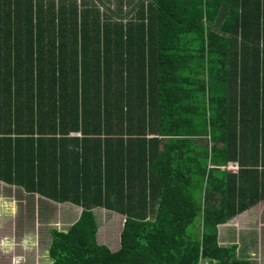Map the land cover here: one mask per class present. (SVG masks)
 <instances>
[{
	"label": "trees",
	"instance_id": "1",
	"mask_svg": "<svg viewBox=\"0 0 264 264\" xmlns=\"http://www.w3.org/2000/svg\"><path fill=\"white\" fill-rule=\"evenodd\" d=\"M0 181L82 207L50 264H251L217 226L264 198V0H0Z\"/></svg>",
	"mask_w": 264,
	"mask_h": 264
},
{
	"label": "crops",
	"instance_id": "2",
	"mask_svg": "<svg viewBox=\"0 0 264 264\" xmlns=\"http://www.w3.org/2000/svg\"><path fill=\"white\" fill-rule=\"evenodd\" d=\"M81 132L77 130H69L68 131V136L67 138L71 137H80ZM0 184L3 186H11L15 188H20L23 192L24 198H21L19 201H24L22 203H25L26 205V196L27 195H32L31 199L33 200L34 203V215L37 220V228H36V233H29V231H24L23 235L21 236L22 241L21 243L24 246V249H31L27 248V243L32 241L33 238L37 240V245H33L34 248H37L36 252V257H37V263L39 264H46L47 263V258H48V245L50 243V239H48L47 244L44 246L43 241H44V233L43 227L41 226L42 223H39V202H41L40 206H48L50 207V211H52V214L55 215V220L53 222H57L56 224L61 226L57 230H66L79 216L82 207L73 203L69 202H56L51 199H48L46 197L41 196L38 193H29L26 192L22 187L16 186V185H9L7 183H4L3 181H0ZM15 197L12 200H7L6 197L1 196L0 197V202L9 209V215L14 207H12V201H15ZM31 200V201H32ZM14 204V203H13ZM16 205V204H14ZM22 207V204H20ZM96 209L100 210H106L110 212L113 215V217H110L109 219L105 220V223L109 227L111 225L109 224H115L114 221H118V218L120 219L119 224L117 225V235L112 236L107 233H105V228L103 226V233L99 235V226L97 227V232H96V239L100 236V242L98 243H103V245L107 246H112L110 249L111 250H116L119 248L120 243H119V236L120 232L122 230L123 222L125 219V216L121 213H118L116 211H111L108 209H105L103 207H95L92 209L93 214L96 213ZM44 210V209H43ZM42 218L44 219V214H41ZM95 216V215H94ZM68 218H73V219H68ZM42 219V220H43ZM48 222V220L46 221ZM51 221L47 223L50 224ZM13 223L15 224V220H13ZM40 224V225H39ZM120 227V230L118 231ZM115 228V227H112ZM54 228H48L47 232L48 235L50 236V230ZM56 229V228H55ZM217 239H218V244L221 246H236L235 254L237 258H242V259H249L251 261H255L257 258L256 254L262 252V249H264V198L260 199L257 201L255 204L250 206L249 208L245 209L244 211L236 214L234 217L230 218L227 222L219 224L217 226ZM112 244V245H111ZM1 246H5V243H2ZM114 246H116L114 249H112ZM32 247V248H33ZM49 260V264H50Z\"/></svg>",
	"mask_w": 264,
	"mask_h": 264
},
{
	"label": "rangeland",
	"instance_id": "3",
	"mask_svg": "<svg viewBox=\"0 0 264 264\" xmlns=\"http://www.w3.org/2000/svg\"><path fill=\"white\" fill-rule=\"evenodd\" d=\"M111 3V1H110ZM116 5V2L114 3ZM23 192L20 188H15L11 186H3L0 184V197L4 196L7 200H12L15 197V201H12V207H14L9 215V209L6 208L1 202H0V264H38L37 263V257H36V250L37 248H34L33 245H37V240L33 238L32 241L27 243V248L31 249H24L23 244L21 243L24 231H29V233H36L37 228V220L34 215V203L31 199L32 195L26 196V205L25 203H22L24 201H19L21 198H24ZM32 200V201H31ZM16 205H14V204ZM22 204V207L20 206ZM41 205V202H39ZM38 208V218L39 223H42L41 226L43 227L44 233V246L47 244L48 239H50V236L48 235L47 229L49 228H56L59 229L61 226L57 225V222H53L56 218L55 215L52 214V211H50V207L48 206H40ZM44 209V210H43ZM41 214H44V219L42 218ZM95 219L97 222V225L99 226V235L103 233V226L108 230L107 233L109 235H112L115 237L117 235V225L120 222V219L118 218V221H114L115 224H109L111 227H109L107 224L108 222H105V220L109 219L110 217H113L110 212L106 210H100L96 209ZM43 219V220H42ZM53 219V221H52ZM73 219V218H68ZM105 219V220H104ZM13 220H15V224L13 223ZM48 220L51 221L50 224L47 225ZM107 223V224H105ZM118 223V224H117ZM40 225V224H39ZM200 221L199 217L195 219V221L189 226V230L192 231V233L197 234L200 231ZM115 227V228H112ZM120 230V227L118 231ZM100 236L98 237L100 242ZM2 243H5V246H1ZM103 244V243H101ZM112 245V244H111ZM33 247V248H32ZM110 248L112 246H109ZM116 246H114L112 249H114ZM257 258L255 261H251V264H264V249H262V252L256 254L254 256ZM47 263L49 264L50 258H47ZM40 264V263H39Z\"/></svg>",
	"mask_w": 264,
	"mask_h": 264
},
{
	"label": "built area",
	"instance_id": "4",
	"mask_svg": "<svg viewBox=\"0 0 264 264\" xmlns=\"http://www.w3.org/2000/svg\"><path fill=\"white\" fill-rule=\"evenodd\" d=\"M221 168L226 169L232 173H237V171L239 170V165L236 161H229L225 165L221 166ZM205 264H207V262H205Z\"/></svg>",
	"mask_w": 264,
	"mask_h": 264
}]
</instances>
